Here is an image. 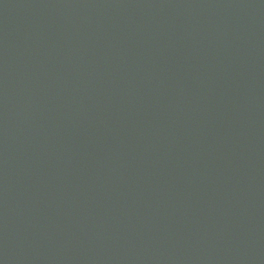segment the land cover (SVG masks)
<instances>
[{"label":"water","instance_id":"95a60500","mask_svg":"<svg viewBox=\"0 0 264 264\" xmlns=\"http://www.w3.org/2000/svg\"><path fill=\"white\" fill-rule=\"evenodd\" d=\"M0 264H264V0H0Z\"/></svg>","mask_w":264,"mask_h":264}]
</instances>
